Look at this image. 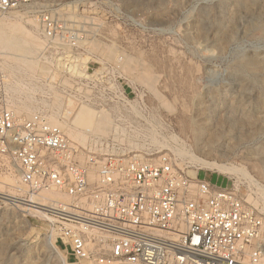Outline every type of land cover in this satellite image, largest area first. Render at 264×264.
<instances>
[{
	"label": "built area",
	"instance_id": "1",
	"mask_svg": "<svg viewBox=\"0 0 264 264\" xmlns=\"http://www.w3.org/2000/svg\"><path fill=\"white\" fill-rule=\"evenodd\" d=\"M52 6L0 0V17L29 9L40 40L30 80L47 85L35 86L29 117L0 107V156L29 195L25 202L45 192L67 198L37 205L67 248L72 261L64 264H262L264 213L157 152L155 118L144 115L146 94L126 83L124 60L80 57L83 29ZM2 60L0 81L7 82ZM83 108L108 122L84 144L46 117Z\"/></svg>",
	"mask_w": 264,
	"mask_h": 264
},
{
	"label": "rangeland",
	"instance_id": "2",
	"mask_svg": "<svg viewBox=\"0 0 264 264\" xmlns=\"http://www.w3.org/2000/svg\"><path fill=\"white\" fill-rule=\"evenodd\" d=\"M53 5L48 10L72 16L67 25L83 29L80 57L124 60L126 83L146 94L144 115L155 118L157 152L168 153L187 175L231 189L264 213V0H53ZM27 11L0 17V23L17 22L35 32ZM36 51L0 52L28 61ZM2 59V69L8 63L14 77L0 81V107L28 109L20 117H29L38 93L30 87L45 91L47 85L31 81V71L19 73L22 64ZM142 73L150 74L153 91L134 79ZM106 126L102 116L93 132L103 134ZM20 190L10 163L0 156V193L29 198ZM1 194L0 264L72 261L46 217Z\"/></svg>",
	"mask_w": 264,
	"mask_h": 264
},
{
	"label": "bare ground",
	"instance_id": "3",
	"mask_svg": "<svg viewBox=\"0 0 264 264\" xmlns=\"http://www.w3.org/2000/svg\"><path fill=\"white\" fill-rule=\"evenodd\" d=\"M32 30H34V29H32ZM34 33L35 32H29V31L25 30L17 22H8L7 24H1L0 23V51L1 50H3V51L4 50L14 51L15 53L17 52L18 54L25 55V56L28 54H31V52L35 48L37 49L40 46V40H39L37 34L36 33L34 34ZM0 54L1 55L3 54L2 57L7 62H10V61L15 62L17 64V67H20V64H22L21 65L22 67L18 68L19 73L21 71L23 73L24 72L26 73V71H28V72L31 71L30 74H34L37 70V64L34 62L33 58L28 59V61H25V60L21 61L19 57L17 59L14 56V58H15L14 59L13 56H11V57L9 55L5 56V53L0 52ZM18 54H17V56H20ZM25 56L23 59H27ZM29 60H32V61H29ZM5 70H6V72H7V70L10 72V74H8L9 72H7V74L9 76V79L12 80V78L14 77L12 75L14 73L13 68L7 63V65L5 66ZM30 74L28 73L29 76H30ZM11 76H12V78H11ZM134 79L137 82L145 85L149 90L153 91V87H154L153 83H152L153 79L150 77V74L147 75V74L142 73L140 75H136L134 77ZM30 88L32 90L34 89L33 86H31ZM9 106L10 105H7V108H9ZM9 109H11V108H9ZM11 110H13L16 113V115H18V116H21L20 114H22V113H27V114L29 113L28 109H23V108H17L16 107V109L12 108ZM46 117H47V120L49 121V123L60 127L70 139H72V140H74L80 144H84L88 140V138L90 137L91 134H97L96 132H93V131H94L97 123L99 122L100 118L102 117V115L97 116L96 114H94L90 110L83 108L80 111H78L76 114L69 116L70 120L74 121V123L76 124V127L79 131L76 129L74 123L68 122L66 118H63V116L61 115V113L59 111L51 110L50 112H48L46 114ZM107 126H108V122H107ZM107 126H106V128H107ZM106 128L104 129L103 134L106 132ZM80 131L86 132V135H87L86 139H85L84 134L81 133ZM198 162L200 163V165L205 166L207 168L208 167L209 168H216L220 171L221 170L222 171L232 170V169L226 168L225 166L215 165L214 163L210 164V163L203 162V161H198ZM1 195H2L1 197L4 198L5 200L16 202V203L22 204L23 206H27L29 208L28 209L29 211H32L33 213L39 215V217L41 216L44 218L46 217L44 212H43L44 209H42V207H39L37 205H42L41 203L45 202L46 200H63V201L67 200V198L65 196L57 194L55 192H45V193H42L38 197H31L28 200V201L31 200L30 203L28 201L25 203V201L23 202L22 199L17 198V197L12 196V195L11 196L5 195V194H1ZM247 199L249 200V198H247ZM262 210H264V207ZM262 264H264V258L262 260Z\"/></svg>",
	"mask_w": 264,
	"mask_h": 264
}]
</instances>
